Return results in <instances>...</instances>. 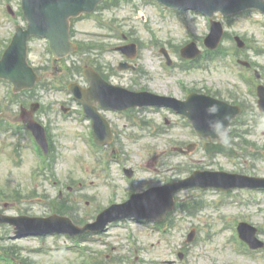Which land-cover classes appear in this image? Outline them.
I'll return each instance as SVG.
<instances>
[{
  "label": "rangeland",
  "instance_id": "obj_1",
  "mask_svg": "<svg viewBox=\"0 0 264 264\" xmlns=\"http://www.w3.org/2000/svg\"><path fill=\"white\" fill-rule=\"evenodd\" d=\"M9 1L18 24L25 28L26 21L18 13L21 11V0ZM118 1L120 6L117 9L106 10L104 19L118 29L119 39L107 37L104 43L110 50L104 52L101 57L98 51L92 52L89 56L77 55L69 61L68 66L72 62H79L84 68V64L89 61L88 58L99 60L107 68L105 72L111 84L132 91L148 88L181 99L186 88L221 93L224 98L229 97V93H233L248 111L256 109L254 85L243 80V76L254 79L253 73L243 71L240 73L228 55L214 62L202 59L198 69L191 71L180 69L182 60L172 45L182 46L195 41L201 48V41L209 33L208 22L204 17L188 13L187 19L183 22L174 12L167 11L161 15L158 9L144 0ZM5 8L6 4L0 0V56L9 45L10 37L14 33ZM141 15L145 16V22L141 20ZM224 25L232 36L237 35L245 39L249 50L241 51L240 54L243 56L240 58L247 57L258 64L264 83V16L259 12L250 11L239 15L231 22L224 21ZM77 27L83 32L82 34L91 35V39L106 34L92 19L79 23ZM189 31L194 37L188 35ZM151 32L155 33L159 44L154 43L156 38L151 36ZM131 41L145 45L140 51V58L136 61L135 67L144 69L148 76L140 74L138 69L122 72L116 70L123 62V55L117 51V46L132 43ZM223 47L228 54L235 53L234 41L226 40ZM161 48L171 53L174 65V72L171 74L162 65ZM256 50L263 52L258 55ZM30 62L45 77V84H52L50 90L39 88L35 93L15 99L11 96L10 84L0 81V122H5L0 123V190L8 194L19 190L25 196H31L22 202L0 199V212L5 215L49 216L53 214L52 205L58 198V190L49 182L52 178H45L46 173L40 176L35 185L33 175L34 172H38V162L34 150L26 133L14 131L15 124L20 123V107H29L36 102L35 99H39L38 102L56 113L51 111L50 116L42 114L40 118L44 123L53 122L51 131L58 156L55 165L56 181L52 180L59 185L64 198H67V188L69 186L73 188L71 195L73 198L69 196V199L74 200L75 211L68 216L75 223L94 220L100 206L107 208L113 202L123 203L131 193L142 192L148 186L164 184L168 180H180L199 168L214 169L208 166L212 164V159L218 166L215 169L223 168L229 171H241L251 176H264V117H255L258 120L257 125L254 120L250 121L249 124L254 126L250 127L252 133L246 139L249 145L236 140L244 148L245 155L241 159L232 160L221 156L206 159L203 148L196 150L193 156L187 158L173 152V148L186 147L191 142L200 144L194 131L183 118L168 110L147 109L132 110L125 115L106 113V117L115 127L118 139L103 150L109 158L110 174L100 172L98 167L104 153H90L79 138L80 132L89 131L88 121L79 122L77 115L64 119L60 117L58 110L61 104L72 103L71 95L64 89L66 85L77 82L88 87V82L83 75H78L71 79V82L60 84V77L64 74L59 72L63 66L51 61L44 41H34L30 44ZM47 68L50 70L47 71ZM108 68L115 70V74L109 72ZM64 79L66 80L67 77L64 76ZM177 81H182L186 85L182 86L181 83H176ZM156 82L168 84L170 88L151 87ZM250 114H253V111ZM166 120L170 121L169 125L166 124ZM251 152L253 154H250ZM149 164H155L157 169L150 170L147 167ZM124 168H130L135 172L131 185L124 177ZM78 184L82 186L78 188ZM237 196L246 200L249 205L237 206ZM195 198L198 199L194 200ZM175 201L181 204L203 201L207 208L193 216L175 210L171 215L174 228L166 225L164 228L166 234L152 230L146 225L124 223L112 226L102 237L95 239H77L74 242L60 235L57 239L49 237L44 240L29 238L15 241L12 239L11 227L0 225V243L13 248L16 264H21L22 259L34 262L30 264H83L82 256L78 253L79 248L76 246H81L80 249L83 251L88 250L93 261L99 264H114L111 260L116 264H170V262L172 264H264L263 251L252 255L241 253V248L232 239L233 232L230 229H236L234 222H247L258 228V237L264 242V191L252 193L236 191L222 198L216 192L204 194L198 190L188 189L178 192ZM215 201L221 202L218 209L213 207ZM227 219H231L228 222L230 228L226 224ZM192 228L198 230L197 240L187 245V235ZM207 231L210 232V236L206 235ZM64 246L67 248L64 249ZM181 254L183 258L180 261Z\"/></svg>",
  "mask_w": 264,
  "mask_h": 264
},
{
  "label": "water",
  "instance_id": "obj_2",
  "mask_svg": "<svg viewBox=\"0 0 264 264\" xmlns=\"http://www.w3.org/2000/svg\"><path fill=\"white\" fill-rule=\"evenodd\" d=\"M100 0H67L62 3L63 7L58 10L57 13L47 12L43 9H39L38 11L34 10L35 8H44L46 5L53 4V0H38L37 4L34 5L33 1L25 0V11L27 14L28 19L31 22L30 25V32L36 33V34H45L46 31L51 32L52 30L49 29L50 24L56 23L58 21H62V26L58 27V29L65 33V36L67 34V20L71 16H77L81 12L85 11H91V9L97 4ZM164 3H167L171 6H178V7H190L199 9L206 14L212 15L214 12L222 11L226 15H231L234 13H238L240 11L246 10L248 8H260L264 10V4L262 3V0H160ZM35 11V12H34ZM43 14H49L50 16L47 17V22L45 19H42ZM214 31L218 32L217 28H214ZM221 38V31L219 32V36L217 37V41H219ZM55 48L58 49L59 46L55 45ZM25 50L24 46H22L21 53ZM10 53L9 52L3 64H5L7 67H11L13 65L14 60H10ZM22 60H24V52L21 57ZM20 74H23L25 76L31 75V70L28 68H25V70H22L21 72L17 73L16 71H0V77L8 78L11 81L14 82V84L17 86V90L25 88V87H31L30 85H23L20 81H18ZM261 97L264 99V92L260 93ZM136 95H133V98H136ZM264 103V101H263ZM105 107L114 108V109H125L127 106H121V105H109L106 104ZM129 107V106H128ZM198 127L203 135L206 136H216L214 135L213 131L208 127V121H200L197 120ZM228 122H224V127L227 125ZM96 128L97 131L103 128V124L101 121L96 120ZM138 204L143 205L144 202L137 201ZM130 209V205L127 206ZM127 216H135L138 218H150V219H157L160 218L156 217V214L153 213V211H149L146 214L139 215L136 214L135 210H130V212L125 213L122 217ZM107 221V220H106ZM106 223V222H105Z\"/></svg>",
  "mask_w": 264,
  "mask_h": 264
},
{
  "label": "bare ground",
  "instance_id": "obj_3",
  "mask_svg": "<svg viewBox=\"0 0 264 264\" xmlns=\"http://www.w3.org/2000/svg\"><path fill=\"white\" fill-rule=\"evenodd\" d=\"M153 86L156 88H163V89H166L169 87L168 85H164L162 83H155Z\"/></svg>",
  "mask_w": 264,
  "mask_h": 264
}]
</instances>
